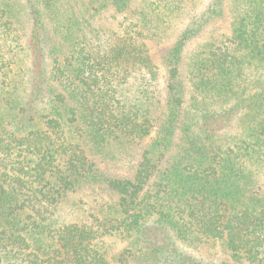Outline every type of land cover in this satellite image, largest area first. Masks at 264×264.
I'll return each instance as SVG.
<instances>
[{
  "label": "trees",
  "instance_id": "16d2710c",
  "mask_svg": "<svg viewBox=\"0 0 264 264\" xmlns=\"http://www.w3.org/2000/svg\"><path fill=\"white\" fill-rule=\"evenodd\" d=\"M0 264H264V0H0Z\"/></svg>",
  "mask_w": 264,
  "mask_h": 264
},
{
  "label": "rangeland",
  "instance_id": "374dc122",
  "mask_svg": "<svg viewBox=\"0 0 264 264\" xmlns=\"http://www.w3.org/2000/svg\"><path fill=\"white\" fill-rule=\"evenodd\" d=\"M112 16L109 15V17H102V20H99V25L102 26L103 24H107L110 26H113L114 24H117L121 18H111ZM104 19V20H103ZM27 24V22L25 23ZM230 22L229 20H225V22H217L215 24L212 25V27H210V31L212 32L210 33L208 36L212 37L213 35L217 34V35H225L226 36L229 34L230 32ZM26 28H28V25H26ZM172 42V41H171ZM171 42H166L165 44H163L162 46L166 45V44H170ZM197 47V44L192 46L191 50H194ZM113 246V250L120 251L123 248L122 243H114V242H110ZM182 249L184 251H186L187 254L197 258V259H203L205 261L208 262H212V263H219V262H223V261H227L232 263L231 258L229 253L223 251V249L220 247L219 244H201L197 247H189L186 245H181Z\"/></svg>",
  "mask_w": 264,
  "mask_h": 264
}]
</instances>
